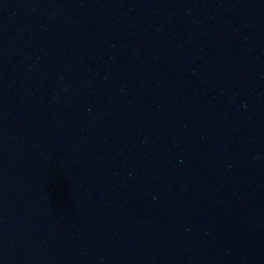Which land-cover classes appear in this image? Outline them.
Instances as JSON below:
<instances>
[{"label": "water", "instance_id": "1", "mask_svg": "<svg viewBox=\"0 0 264 264\" xmlns=\"http://www.w3.org/2000/svg\"><path fill=\"white\" fill-rule=\"evenodd\" d=\"M0 264H264V0H0Z\"/></svg>", "mask_w": 264, "mask_h": 264}]
</instances>
